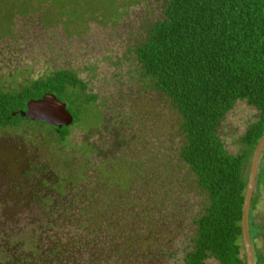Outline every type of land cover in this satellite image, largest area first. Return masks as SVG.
<instances>
[{
	"label": "rangeland",
	"instance_id": "374dc122",
	"mask_svg": "<svg viewBox=\"0 0 264 264\" xmlns=\"http://www.w3.org/2000/svg\"><path fill=\"white\" fill-rule=\"evenodd\" d=\"M166 1L136 0L116 26L90 23L76 35L36 15L17 18L0 40V91L68 70L102 117L65 144L47 125L0 130V264H183L207 200L179 156V114L149 89L132 52ZM256 113L237 102L221 121L229 154L243 150ZM84 143L95 151L81 153ZM76 172L82 178L58 185L59 173Z\"/></svg>",
	"mask_w": 264,
	"mask_h": 264
},
{
	"label": "trees",
	"instance_id": "16d2710c",
	"mask_svg": "<svg viewBox=\"0 0 264 264\" xmlns=\"http://www.w3.org/2000/svg\"><path fill=\"white\" fill-rule=\"evenodd\" d=\"M135 4L136 0H0V40L11 35L17 18L36 15L42 27L62 26L76 35L85 33L90 23L116 26ZM132 52L149 89L163 94L179 114L184 139L179 156L207 200L204 213L194 221L197 230L183 264H207L210 258L228 264L231 256L236 263L233 234L238 233L246 186L243 171L264 136V0H167L162 20ZM87 90L88 84L68 70L30 80L19 90H2L0 130L21 127L26 121L11 114L25 111L30 100L52 94L73 117L69 127H50L65 144L73 129L93 130L102 122L97 98ZM243 101L259 117L241 137L246 150L233 155L225 150L217 129ZM91 120L95 123L88 125ZM89 147L84 143L81 153Z\"/></svg>",
	"mask_w": 264,
	"mask_h": 264
},
{
	"label": "flooded vegetation",
	"instance_id": "af4514ba",
	"mask_svg": "<svg viewBox=\"0 0 264 264\" xmlns=\"http://www.w3.org/2000/svg\"><path fill=\"white\" fill-rule=\"evenodd\" d=\"M255 116L257 118L256 119V121H257L259 114L256 113ZM31 123H36V124H40V125H47V124H43L40 122L26 121V123H24L21 127H24L25 125H30ZM47 126H49L46 129L47 131H50L51 128H55V127H52L50 125H47ZM21 127H18V128H21ZM12 128H15V127H12ZM7 129H10V128H7ZM55 129L59 131L61 128L60 129L55 128ZM87 131H91V129H89ZM242 146H243V150L241 152L246 150L244 145H242ZM259 159L260 160H259L258 166H257L256 178H255L253 190L251 193V198H250L249 207H248V215H247V236H248V243H249V246L251 249V256H252V263L253 264H264V150H262ZM250 163H251V158L249 160H247V162L245 163V167H244V171H243V179L246 183V186H245V191H244L243 199H242V203H241L239 219L237 221V226H236L238 229V233L233 234L234 239H235L234 244L237 248V253H236L237 262L233 263V257L231 256L229 258L228 264H248V254H247V248H246V244H245V239H244V235H243V229H242V223L241 222H242V207H243L245 192H246L248 179H249L248 177H249V172H250ZM60 175L61 174L59 173L58 177H59L60 184H58V185H61V180L62 181L67 180V179H61ZM230 222H231V220H230ZM194 236L192 238H189V245H190L189 249L190 250H191L192 240H193ZM189 251H187L185 253V255ZM183 259H184V257H183ZM208 261L211 262L212 264H220L214 258H210L207 260V264H210Z\"/></svg>",
	"mask_w": 264,
	"mask_h": 264
},
{
	"label": "water",
	"instance_id": "95a60500",
	"mask_svg": "<svg viewBox=\"0 0 264 264\" xmlns=\"http://www.w3.org/2000/svg\"><path fill=\"white\" fill-rule=\"evenodd\" d=\"M19 115L25 121L40 122L55 128L68 127L73 122V117L67 111L66 105L52 94H44L39 100H30L25 111L13 112L12 117ZM262 150H264V136L257 142L251 157L248 184L242 207V229L248 254V264L252 263L251 249L247 236L248 207L256 178L257 166Z\"/></svg>",
	"mask_w": 264,
	"mask_h": 264
}]
</instances>
